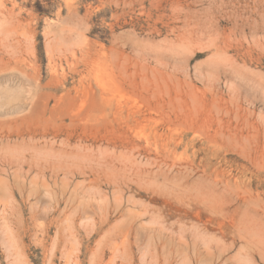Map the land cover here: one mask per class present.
<instances>
[{"label": "rangeland", "instance_id": "1", "mask_svg": "<svg viewBox=\"0 0 264 264\" xmlns=\"http://www.w3.org/2000/svg\"><path fill=\"white\" fill-rule=\"evenodd\" d=\"M0 264H264V0H0Z\"/></svg>", "mask_w": 264, "mask_h": 264}]
</instances>
